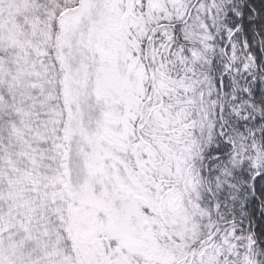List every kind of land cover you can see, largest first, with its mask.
Instances as JSON below:
<instances>
[{
  "label": "snow or ice",
  "instance_id": "obj_1",
  "mask_svg": "<svg viewBox=\"0 0 264 264\" xmlns=\"http://www.w3.org/2000/svg\"><path fill=\"white\" fill-rule=\"evenodd\" d=\"M0 264H264V0H0Z\"/></svg>",
  "mask_w": 264,
  "mask_h": 264
}]
</instances>
